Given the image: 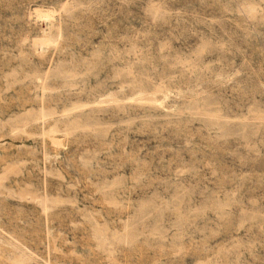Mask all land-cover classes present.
<instances>
[{"label": "rangeland", "instance_id": "374dc122", "mask_svg": "<svg viewBox=\"0 0 264 264\" xmlns=\"http://www.w3.org/2000/svg\"><path fill=\"white\" fill-rule=\"evenodd\" d=\"M0 264H264V0H0Z\"/></svg>", "mask_w": 264, "mask_h": 264}, {"label": "bare ground", "instance_id": "6f19581e", "mask_svg": "<svg viewBox=\"0 0 264 264\" xmlns=\"http://www.w3.org/2000/svg\"><path fill=\"white\" fill-rule=\"evenodd\" d=\"M20 262V261H19Z\"/></svg>", "mask_w": 264, "mask_h": 264}]
</instances>
